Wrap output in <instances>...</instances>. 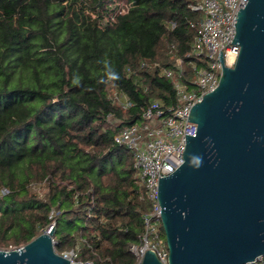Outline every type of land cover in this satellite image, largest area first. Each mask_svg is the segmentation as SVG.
<instances>
[{"label": "trees", "instance_id": "16d2710c", "mask_svg": "<svg viewBox=\"0 0 264 264\" xmlns=\"http://www.w3.org/2000/svg\"><path fill=\"white\" fill-rule=\"evenodd\" d=\"M188 1L0 0V249L53 223L58 254L136 264L129 245L148 202L113 136L149 101L176 104L158 66L181 58L192 78L198 13ZM114 89L133 105L114 102Z\"/></svg>", "mask_w": 264, "mask_h": 264}, {"label": "water", "instance_id": "95a60500", "mask_svg": "<svg viewBox=\"0 0 264 264\" xmlns=\"http://www.w3.org/2000/svg\"><path fill=\"white\" fill-rule=\"evenodd\" d=\"M232 66L189 112L182 163L159 177L157 199L166 264H247L264 255V0H247L235 16ZM54 227L0 264H75L54 250ZM85 264V263H81ZM139 264H164L146 249Z\"/></svg>", "mask_w": 264, "mask_h": 264}, {"label": "built area", "instance_id": "2783aa9c", "mask_svg": "<svg viewBox=\"0 0 264 264\" xmlns=\"http://www.w3.org/2000/svg\"><path fill=\"white\" fill-rule=\"evenodd\" d=\"M246 2L247 0L188 1L189 9L198 13L197 19L190 21L196 34L186 54L196 58L190 62L192 78L188 77L181 58H177L173 66L157 65L159 73L173 85L176 104L164 105L158 99L149 101L142 109L139 120L121 127L113 136L116 144L124 146L131 153L133 167L144 187L148 202V208L142 216L143 231L139 235V243L129 245L136 264H139L146 249L152 250L162 263H167L168 249L164 233L160 230L158 179L170 174L183 161L186 134L195 135L196 131V124L188 120L190 108L203 94L217 86L221 67L219 50L227 66H232L237 57L239 46L231 40L235 34V16ZM198 60L202 61V65ZM110 97L123 108L133 105L122 91L115 90ZM53 214L51 211L50 217ZM52 226L53 223L46 229L49 230ZM60 255L75 264H91L77 260V249L63 251ZM247 264H264V255L257 256Z\"/></svg>", "mask_w": 264, "mask_h": 264}, {"label": "rangeland", "instance_id": "374dc122", "mask_svg": "<svg viewBox=\"0 0 264 264\" xmlns=\"http://www.w3.org/2000/svg\"><path fill=\"white\" fill-rule=\"evenodd\" d=\"M114 91L115 89L110 91L109 96H112ZM31 190L37 192L41 196L45 192L46 189L42 185L34 184L32 185ZM2 250H9V249H2Z\"/></svg>", "mask_w": 264, "mask_h": 264}]
</instances>
